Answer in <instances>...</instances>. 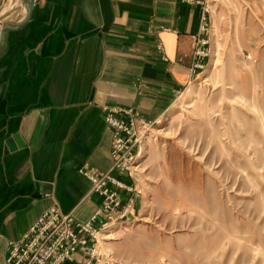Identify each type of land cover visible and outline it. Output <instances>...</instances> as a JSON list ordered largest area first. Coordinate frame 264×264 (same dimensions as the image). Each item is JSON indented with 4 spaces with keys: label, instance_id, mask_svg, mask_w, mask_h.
<instances>
[{
    "label": "crops",
    "instance_id": "crops-1",
    "mask_svg": "<svg viewBox=\"0 0 264 264\" xmlns=\"http://www.w3.org/2000/svg\"><path fill=\"white\" fill-rule=\"evenodd\" d=\"M11 2L0 0V10ZM5 14L0 22L20 24L25 8L14 0ZM202 17L200 0H36L29 18L3 34L0 264L8 243L43 214L85 223L101 208L78 171L111 169L106 109L158 123L195 76L192 37ZM139 205L134 196L130 218ZM84 255L64 264H82Z\"/></svg>",
    "mask_w": 264,
    "mask_h": 264
},
{
    "label": "rangeland",
    "instance_id": "rangeland-1",
    "mask_svg": "<svg viewBox=\"0 0 264 264\" xmlns=\"http://www.w3.org/2000/svg\"><path fill=\"white\" fill-rule=\"evenodd\" d=\"M211 16L206 65L141 134L140 205L99 235L95 264H264L262 4L218 0Z\"/></svg>",
    "mask_w": 264,
    "mask_h": 264
},
{
    "label": "built area",
    "instance_id": "built-area-1",
    "mask_svg": "<svg viewBox=\"0 0 264 264\" xmlns=\"http://www.w3.org/2000/svg\"><path fill=\"white\" fill-rule=\"evenodd\" d=\"M259 1L264 15V0ZM217 2L200 0L202 25L200 32L192 37L191 72L194 75L204 69L210 55L211 7ZM158 50H161L159 46ZM105 113V123L111 131V169L100 173L85 164L78 171L91 183V192L102 198L101 208L85 223L76 221L71 213L63 214L58 210L43 214L21 240L8 243L5 264H64L76 261L81 251L85 253L82 264H95L99 235L129 216L132 200L141 192L120 178L133 180L138 169L136 162L141 155L139 140L157 122H146L133 110L106 109Z\"/></svg>",
    "mask_w": 264,
    "mask_h": 264
},
{
    "label": "water",
    "instance_id": "water-1",
    "mask_svg": "<svg viewBox=\"0 0 264 264\" xmlns=\"http://www.w3.org/2000/svg\"><path fill=\"white\" fill-rule=\"evenodd\" d=\"M20 1H21V4L25 8V18H24V21L21 22L20 24H12V23H3V24H1V26H0V42H1V38H2L3 34L6 31L12 29V27H14L16 25H19V26L22 25L29 18V14H30V12H31V10H32V8H33L36 0H20ZM18 145H20V144H18ZM8 148L10 150L13 149V147H11V146H8Z\"/></svg>",
    "mask_w": 264,
    "mask_h": 264
},
{
    "label": "bare ground",
    "instance_id": "bare-ground-1",
    "mask_svg": "<svg viewBox=\"0 0 264 264\" xmlns=\"http://www.w3.org/2000/svg\"><path fill=\"white\" fill-rule=\"evenodd\" d=\"M13 5H14V0H12L11 4H9L8 6L7 5H3L2 9L0 10V15L3 16V14H5L8 10H10L13 7ZM1 24H3V23L0 22V26H1ZM192 92H193L192 87H188L185 90L184 96L181 98V100L179 102L180 106H183L185 104L186 100L192 94ZM159 123L162 124V121L160 120ZM101 236H102L101 237L102 241L111 240L110 239V235H108V234H104V235L102 234Z\"/></svg>",
    "mask_w": 264,
    "mask_h": 264
}]
</instances>
